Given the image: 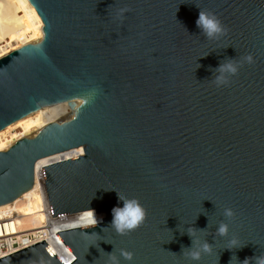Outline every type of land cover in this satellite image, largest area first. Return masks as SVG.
<instances>
[{
    "label": "water",
    "instance_id": "obj_1",
    "mask_svg": "<svg viewBox=\"0 0 264 264\" xmlns=\"http://www.w3.org/2000/svg\"><path fill=\"white\" fill-rule=\"evenodd\" d=\"M199 8L226 34H200ZM225 58L242 66L218 87ZM78 147L42 167L53 217L104 214L57 233L70 264H109L111 251L119 264L264 255V0H0V205L34 186L39 159ZM117 192L147 211L127 235L108 226ZM189 228L195 247L211 244L198 261L181 252ZM49 249L0 264H65Z\"/></svg>",
    "mask_w": 264,
    "mask_h": 264
},
{
    "label": "clouds",
    "instance_id": "obj_2",
    "mask_svg": "<svg viewBox=\"0 0 264 264\" xmlns=\"http://www.w3.org/2000/svg\"><path fill=\"white\" fill-rule=\"evenodd\" d=\"M111 7V5H109ZM129 11L128 8H122L120 10L121 15ZM196 26L200 30L205 38L212 40L218 39L227 32V28L222 24L219 18L212 12L205 11L199 8V15L196 19ZM243 61L247 63L253 62V57L251 54H247L242 58ZM242 66L241 62L235 60V58H225L219 63V66L215 69V74L213 75V82L219 87L226 85L228 83V77L237 74L239 67ZM118 204L114 206L111 210L112 220L108 226L112 227L115 232L119 235H127L130 232L136 230L140 227L147 216V211L143 205L139 202L138 198H128L117 192ZM119 202H122V206ZM225 217L231 218L234 216V212L231 208H225L223 212ZM78 221H83V226L85 228L94 227L99 223V220L95 214V210L91 209L85 211L82 216L78 218ZM78 222H71L63 225V227H77ZM228 224L221 221L216 233L220 236H226L228 234ZM195 228H189L187 234L191 237L192 243L190 247L181 245V252L188 249V257L191 260L198 261L201 258L202 253H208L211 251V244L205 241L199 247H195V240L193 239ZM183 234V233H181ZM108 243V242H107ZM235 245V240L231 241ZM232 249V248H227ZM109 258V264H119V259L113 254V251L106 252ZM120 255L125 260H131L133 254L126 250H121ZM250 258H245L242 264H249L250 260L254 259V264H264V255L253 256ZM232 257L229 261L231 264Z\"/></svg>",
    "mask_w": 264,
    "mask_h": 264
},
{
    "label": "built area",
    "instance_id": "obj_3",
    "mask_svg": "<svg viewBox=\"0 0 264 264\" xmlns=\"http://www.w3.org/2000/svg\"><path fill=\"white\" fill-rule=\"evenodd\" d=\"M37 188L42 196H44V205L42 211L45 214V220L43 222V226L37 229L24 230L22 228L23 222L19 219L21 216H19V209L16 204H11L4 207L2 210H0V258L8 256L14 252L44 240L49 245V247H51L50 239L48 238L49 231L55 230V228L58 226L59 230L54 234L53 242L55 246H57L60 250L68 251L73 254L56 234L63 230L72 228L63 227V225L67 224V220L71 219L72 216H75L76 214L53 217L43 172L41 173ZM62 260L65 264H70L72 261L66 262L64 259Z\"/></svg>",
    "mask_w": 264,
    "mask_h": 264
},
{
    "label": "bare ground",
    "instance_id": "obj_4",
    "mask_svg": "<svg viewBox=\"0 0 264 264\" xmlns=\"http://www.w3.org/2000/svg\"><path fill=\"white\" fill-rule=\"evenodd\" d=\"M83 152H84L83 147H78V148H75L72 150H68V151H65L62 153H57V154L39 159L36 162L34 186L30 190L23 193L18 198H16L13 202L7 203L4 205H0V210H2L4 207H6L8 205L16 204V206L19 209V214H20L19 216H21L19 219H20V221L23 222L22 228L24 230H32V229L41 228L43 226V222L45 220V214L42 211L43 205H44V201H43L44 196H42V194L38 191L37 187H38L39 179L41 177V173L43 172L42 167L57 163V162L62 161V160H68L71 158H75V157L83 154ZM86 211H88V210H86ZM84 212L85 211L78 213L75 216H72L71 219L67 220V224L71 223V222H78L79 226H83V221H78V218L80 216H82V214ZM95 214H96L99 221L103 220V218H104L103 213H99L95 210ZM58 227H56L55 230L49 231L48 238L50 239V243H51L50 248L52 249V251L55 254L59 255L66 262H69V261L74 259V255L68 251L60 250L57 246H55V244L53 242L54 241V234H55V232H57L59 230Z\"/></svg>",
    "mask_w": 264,
    "mask_h": 264
},
{
    "label": "snow or ice",
    "instance_id": "obj_5",
    "mask_svg": "<svg viewBox=\"0 0 264 264\" xmlns=\"http://www.w3.org/2000/svg\"><path fill=\"white\" fill-rule=\"evenodd\" d=\"M49 252H51V249H49Z\"/></svg>",
    "mask_w": 264,
    "mask_h": 264
}]
</instances>
